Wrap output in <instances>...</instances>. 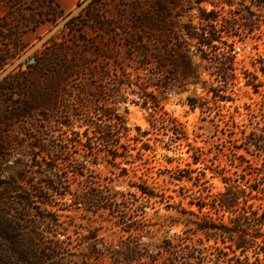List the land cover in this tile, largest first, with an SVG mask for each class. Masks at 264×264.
Masks as SVG:
<instances>
[{
    "label": "rangeland",
    "instance_id": "374dc122",
    "mask_svg": "<svg viewBox=\"0 0 264 264\" xmlns=\"http://www.w3.org/2000/svg\"><path fill=\"white\" fill-rule=\"evenodd\" d=\"M89 1L0 0V215L10 212L15 222L0 224V253H11L9 237L19 234L29 238L33 264L234 263L230 247L236 236L229 240L228 235L199 228L235 221L212 206L225 192V181L246 190L258 185L264 164V6L250 0H233V6L226 0H179L182 7L172 12L178 10L181 22L190 19L198 25L199 7L228 15L240 4L256 18L253 30L229 39H234L237 67V78L226 90L229 100L217 97L212 110L192 109L186 103L188 96L206 98L210 105L214 99L203 87V81L208 87L212 79L196 53L192 60L198 79L164 94L161 104L167 116L156 123L158 129L151 126L150 109L130 102L134 95L113 105L128 129L122 142L131 144L133 155L140 150L147 163L116 166L109 154L97 151L88 158L96 162L92 171L76 175L74 160L85 157L71 140L74 132L87 129L92 134L94 110L85 104L82 114H76L74 81L68 83L69 90L56 91L51 108L43 105V89L54 87L61 48H70L69 57L73 49L87 48L83 56L94 61L92 65L101 60L86 46L87 37L103 41L92 31L102 15L126 14L119 23L130 25L136 0ZM170 118L186 136L172 145ZM142 143L150 148L142 149ZM86 193L113 198L123 216L75 199ZM258 204L264 209V199L256 200ZM257 256L249 252L250 264H257ZM239 258L247 264L243 255Z\"/></svg>",
    "mask_w": 264,
    "mask_h": 264
},
{
    "label": "trees",
    "instance_id": "16d2710c",
    "mask_svg": "<svg viewBox=\"0 0 264 264\" xmlns=\"http://www.w3.org/2000/svg\"><path fill=\"white\" fill-rule=\"evenodd\" d=\"M96 1L98 0H90L88 4L92 5ZM201 1L203 0H198L197 3ZM250 1L264 6V0ZM225 4L233 6L234 2L226 0ZM132 7L133 11L128 19L130 25L125 21L119 23L127 19L126 14H121V18H108L102 15L101 23L92 31L103 41L96 42L94 37H87L86 46L98 53V56H102L101 60L92 65L94 61L83 56V51L87 48L83 50L75 48L69 57L70 48L65 46L61 48L56 66L54 65V87L48 84L43 89L45 95L43 105L51 108V105L56 103V91L69 90L68 83L74 81L71 87L75 90L76 114H82L85 104H91L94 110V116L91 118L96 117V120L92 121V134L89 135L87 129L82 134L74 132V138L71 140L76 152L85 157L82 160H74L73 170L76 175H82L86 170L92 171L91 165H95L96 162L88 158L97 151L109 154L116 166L120 163H136L135 167H138L141 163H147L148 159L140 150L133 155L130 152L134 149L131 144L122 142V138L127 136L128 129L115 113L113 105L118 102L125 103L129 101V95H134L135 98L130 102L140 103L150 109L153 118L151 126L158 129L156 123L162 124L167 116L161 104L164 94L175 88H185L198 79L197 65L192 60L196 53L205 62L204 69L212 79L208 87H205L203 81V87L207 93L213 92L214 99L210 105V100L206 98L200 100L188 96L186 103L192 109L199 107L203 110H212L217 104V97L222 101H228L226 90L237 78L234 39H229L243 31L246 33V29L255 28L252 23L256 18L252 14H247L241 8L245 6L241 4L235 9L228 10L229 16L213 8L206 10L199 7L198 25L192 24L190 19L184 22L177 20V17H180L178 10L182 7L179 0H136ZM176 8L177 12L173 13ZM42 64L46 66L47 63ZM84 77L87 79L85 82ZM169 121L171 127L169 130L172 131V135H169V144L172 145L186 136L177 127L178 123L174 118H170ZM136 129L140 131V128ZM81 135L84 136V141L81 140ZM133 139L137 141V138ZM258 142L263 140L258 139ZM141 148L146 150L150 146L142 143ZM118 158L119 161L116 160ZM121 169L126 171L127 168ZM258 175V185L247 186L248 190L241 188L237 182L225 181L227 185L225 192L213 201L212 206H218L232 215V219L235 220L233 224L210 222L209 225L199 228L200 231L212 232L215 236L228 235L229 240V237L236 236L230 247L235 257L232 264H242L240 255H243L247 264L253 263L249 261V252L259 255L256 258L257 264H264V209L261 204L255 205L256 200L264 199V164ZM89 183L94 184L95 181ZM80 198L96 205L97 210L104 208L117 215L123 214V209L113 198L104 199L95 193H86L75 199L80 201ZM205 205L201 204L200 208ZM12 220L10 212L9 214L3 212L0 215L2 226L15 224ZM210 238L211 235L208 236V239ZM9 240L12 244L11 253L1 251V264H33L35 254L29 250V238L17 234L9 237ZM55 248L59 252V246L56 245Z\"/></svg>",
    "mask_w": 264,
    "mask_h": 264
}]
</instances>
